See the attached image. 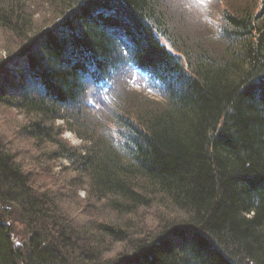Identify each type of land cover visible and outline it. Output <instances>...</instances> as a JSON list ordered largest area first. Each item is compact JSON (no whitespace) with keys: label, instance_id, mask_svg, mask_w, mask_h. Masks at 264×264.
<instances>
[{"label":"trees","instance_id":"obj_1","mask_svg":"<svg viewBox=\"0 0 264 264\" xmlns=\"http://www.w3.org/2000/svg\"><path fill=\"white\" fill-rule=\"evenodd\" d=\"M6 1L0 30L21 47L0 59V105L33 117L20 134L52 147L38 165L75 177L48 188L0 136V264H264V0H178L210 28L201 50L169 31L165 0H47L61 20L46 30ZM128 63L160 98L136 113ZM97 80L105 100L85 91Z\"/></svg>","mask_w":264,"mask_h":264},{"label":"rangeland","instance_id":"obj_2","mask_svg":"<svg viewBox=\"0 0 264 264\" xmlns=\"http://www.w3.org/2000/svg\"><path fill=\"white\" fill-rule=\"evenodd\" d=\"M13 1V4L16 6H21L23 15L29 16L32 24V30L34 29H49L54 28L57 22L61 20L60 12H58L57 7H52L49 4H46L47 0H7L6 2ZM204 0H185V2L190 5L192 3L199 5ZM248 0H225L224 4L219 5L217 9L220 12L223 8L227 9L228 12L232 10L242 9L247 5ZM186 8L185 5L178 4V0H165L163 5L159 7V10L170 20L169 31L176 37H181L185 40L186 45L190 48H199L207 49L205 45H208L205 35L210 33V28H205L201 24V20L196 19L194 13L199 15L197 11H192ZM47 27V28H46ZM187 38V40H186ZM198 43L196 46L192 44ZM205 44V45H204ZM212 45V44H210ZM21 47V39L16 35L9 32H3L0 30V59L3 58L11 51H16ZM174 52V51H173ZM145 80H148L146 77H143ZM127 79V76L124 77V80ZM129 86L135 90H126L124 94V99L120 100L123 103V107H127L136 113L139 110V106L146 100L159 101V95L154 94L152 89H147V87H141L140 84H131ZM146 94V95H145ZM33 117H25L20 112L9 109L6 106L0 105V136L5 140L10 150L18 155L19 160L25 162L29 169L36 170V172L41 173L48 171L49 175L39 178V182L48 186V188H56L59 190L71 191L68 188L69 181L75 177L74 174L63 172V167H66L67 163L63 160L56 161L55 163H45L42 162L40 165L37 164V159L42 154V151H48L52 147L48 144L39 145L35 142L30 141L29 139L23 137L20 134L21 127L28 123ZM61 124L60 122L55 123L57 126ZM67 143L73 146H79L81 144L71 132L65 131L61 137ZM39 166L40 168H37ZM73 190V189H72ZM76 195L78 200L81 202H76L80 206V210L88 207L86 202V195L83 189L76 190ZM76 201V200H75ZM88 209V208H87ZM90 215L91 220H95L93 216L94 212L87 210ZM74 212V208L69 209V213ZM87 213V212H86ZM76 216V217H75ZM79 218V215L74 213L71 218ZM75 218H73L75 220ZM76 221V220H75Z\"/></svg>","mask_w":264,"mask_h":264},{"label":"bare ground","instance_id":"obj_3","mask_svg":"<svg viewBox=\"0 0 264 264\" xmlns=\"http://www.w3.org/2000/svg\"><path fill=\"white\" fill-rule=\"evenodd\" d=\"M9 237H10V239H11V242L13 243V247H17L18 246V240H17V238L16 237H14V235H12V234H9Z\"/></svg>","mask_w":264,"mask_h":264}]
</instances>
